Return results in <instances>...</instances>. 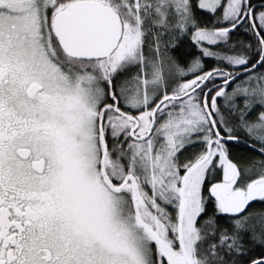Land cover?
Masks as SVG:
<instances>
[{
  "label": "snow or ice",
  "instance_id": "1",
  "mask_svg": "<svg viewBox=\"0 0 264 264\" xmlns=\"http://www.w3.org/2000/svg\"><path fill=\"white\" fill-rule=\"evenodd\" d=\"M0 264H264V0H0Z\"/></svg>",
  "mask_w": 264,
  "mask_h": 264
}]
</instances>
